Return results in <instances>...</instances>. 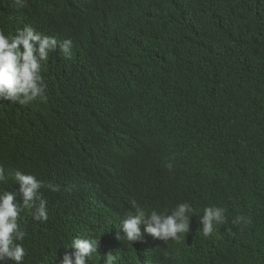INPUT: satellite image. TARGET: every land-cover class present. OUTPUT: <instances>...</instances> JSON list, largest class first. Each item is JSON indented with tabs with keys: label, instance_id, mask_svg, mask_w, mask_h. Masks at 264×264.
Listing matches in <instances>:
<instances>
[{
	"label": "clouds",
	"instance_id": "1",
	"mask_svg": "<svg viewBox=\"0 0 264 264\" xmlns=\"http://www.w3.org/2000/svg\"><path fill=\"white\" fill-rule=\"evenodd\" d=\"M0 264H264V0H0Z\"/></svg>",
	"mask_w": 264,
	"mask_h": 264
},
{
	"label": "trees",
	"instance_id": "2",
	"mask_svg": "<svg viewBox=\"0 0 264 264\" xmlns=\"http://www.w3.org/2000/svg\"><path fill=\"white\" fill-rule=\"evenodd\" d=\"M218 137L222 138L224 137V133L222 131H220L218 134H217Z\"/></svg>",
	"mask_w": 264,
	"mask_h": 264
}]
</instances>
